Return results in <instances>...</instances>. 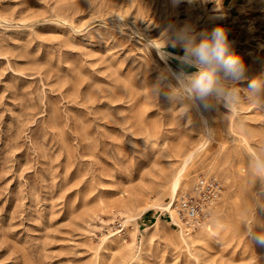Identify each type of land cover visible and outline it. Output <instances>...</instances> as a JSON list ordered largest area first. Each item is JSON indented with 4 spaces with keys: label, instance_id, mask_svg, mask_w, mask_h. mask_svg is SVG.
Masks as SVG:
<instances>
[{
    "label": "rangeland",
    "instance_id": "374dc122",
    "mask_svg": "<svg viewBox=\"0 0 264 264\" xmlns=\"http://www.w3.org/2000/svg\"><path fill=\"white\" fill-rule=\"evenodd\" d=\"M185 25L223 26L264 82V0H0V264H264V92L191 97ZM190 152L180 191L224 183L208 224L128 219Z\"/></svg>",
    "mask_w": 264,
    "mask_h": 264
},
{
    "label": "clouds",
    "instance_id": "9594fccd",
    "mask_svg": "<svg viewBox=\"0 0 264 264\" xmlns=\"http://www.w3.org/2000/svg\"><path fill=\"white\" fill-rule=\"evenodd\" d=\"M171 3L175 6L181 0H171ZM180 31L178 40L184 43L182 59L196 71L191 75L177 73L176 78L191 97L204 103L205 107H208L206 101L209 97L230 102L234 95L223 87L222 79L237 83L247 81V90L253 95L264 92V82L255 77L248 78L249 65L235 52L234 42L229 40L223 26H216L210 34L201 33L202 39L198 42L194 36L188 35L190 26L185 25ZM255 240L264 246V234L257 235Z\"/></svg>",
    "mask_w": 264,
    "mask_h": 264
},
{
    "label": "built area",
    "instance_id": "2783aa9c",
    "mask_svg": "<svg viewBox=\"0 0 264 264\" xmlns=\"http://www.w3.org/2000/svg\"><path fill=\"white\" fill-rule=\"evenodd\" d=\"M224 193V183L216 175L202 174L194 179L192 185L180 191L172 202L177 227L191 231L202 227L211 220L217 203ZM171 218V212L166 210Z\"/></svg>",
    "mask_w": 264,
    "mask_h": 264
},
{
    "label": "bare ground",
    "instance_id": "6f19581e",
    "mask_svg": "<svg viewBox=\"0 0 264 264\" xmlns=\"http://www.w3.org/2000/svg\"><path fill=\"white\" fill-rule=\"evenodd\" d=\"M203 145V144H202ZM202 147V146H201ZM188 154V153H187ZM194 154H196V153H194ZM194 155H193V152H190V154L188 155V156H186L185 158H184V160H182V161H184L183 162V166H182V168L181 169H179V172L177 173V175H175L174 177H173V179H172V182H171V185H170V189H171V197H172V199L173 200H171L169 203H166L165 205H161V204H154V203H152V204H149V205H147V206H145V207H143L140 211H139V213H138V216L135 214V215H129L128 216V219H137L143 212H145V211H147L148 209H150L152 206H160V207H162L163 209H165V210H168L169 212H171V217H172V222H174V223H178L179 221H178V219H177V217H176V215L174 214V211H173V207H172V202L174 201V200H176V198L178 197V195H179V191H180V188L182 187V180H183V178H184V176H185V174H186V167H187V165H189V162H190V160H191V158L193 157ZM135 204V203H134ZM133 204V205H134ZM133 205H132V207H133ZM135 206H136V204H135ZM127 207V206H126ZM159 207V208H160ZM135 208V207H134ZM127 219V218H126ZM127 219V220H128ZM112 231V230H111ZM119 232H120V230H118ZM118 231H114V232H112L110 235H107V237L106 238H110V237H112V239L113 240H115V239H118V235H119V232ZM180 233L182 234V236H190V234L189 233H185L184 232V229H183V227H182V229L180 230ZM122 236V235H121ZM123 237V236H122ZM121 237V238H122ZM119 238H120V236H119ZM104 240H106V239H104Z\"/></svg>",
    "mask_w": 264,
    "mask_h": 264
}]
</instances>
